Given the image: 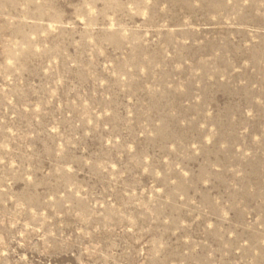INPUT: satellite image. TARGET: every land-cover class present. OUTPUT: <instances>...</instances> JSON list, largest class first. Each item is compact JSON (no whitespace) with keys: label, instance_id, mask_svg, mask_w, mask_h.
<instances>
[{"label":"rangeland","instance_id":"obj_1","mask_svg":"<svg viewBox=\"0 0 264 264\" xmlns=\"http://www.w3.org/2000/svg\"><path fill=\"white\" fill-rule=\"evenodd\" d=\"M0 264H264V0H0Z\"/></svg>","mask_w":264,"mask_h":264}]
</instances>
